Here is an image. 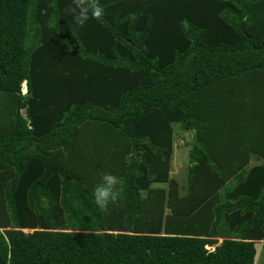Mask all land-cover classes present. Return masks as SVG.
<instances>
[{"label":"trees","instance_id":"1","mask_svg":"<svg viewBox=\"0 0 264 264\" xmlns=\"http://www.w3.org/2000/svg\"><path fill=\"white\" fill-rule=\"evenodd\" d=\"M99 2L104 15L78 26L75 0H0V99L12 103L0 121V264H254L264 95L249 109L258 139L239 137L232 154L219 144L225 129L252 126L226 91L264 79V0ZM185 135L190 193L174 211L184 230L160 234ZM99 138L114 155L86 170ZM104 172L121 196L101 209Z\"/></svg>","mask_w":264,"mask_h":264},{"label":"rangeland","instance_id":"2","mask_svg":"<svg viewBox=\"0 0 264 264\" xmlns=\"http://www.w3.org/2000/svg\"><path fill=\"white\" fill-rule=\"evenodd\" d=\"M260 16L262 17V16H264V14L260 15ZM262 90H264V79L255 80V81L245 80L244 82L242 81V82H238V83L236 82V83L232 84V88L227 89L226 98L231 99L230 101H232V103L234 100L241 102V100L243 99L245 101L244 106L246 107L247 110H241L240 115H243V117L248 116L249 117L248 121L252 125V126H250V128L248 130H246V128L243 130L239 129L241 127H237V129H236L235 126L231 127L230 130H229V128L225 129L226 130L225 133H227V134H224L222 136L219 146L227 147L225 149V151H228L229 152L228 154H232L234 152L237 153V148L241 149L242 151L245 149V146L242 145L245 143H243L242 141H241L242 143L235 142L236 139H239V137L242 138L243 141L246 140L247 137H248V139H251V140H254L257 138V135L259 134V130L261 127V124H259L258 120H257V118L259 116L256 115V113L259 111V109L255 110L254 113H252V115L250 114L249 109L251 110V106H252L251 101H253V100L258 101V99L260 97H263L264 92ZM249 93H252L253 96L249 95ZM10 104H12V103L9 101L3 102V100L0 99V121H3V118H2L3 117V109H4L3 106L4 107L7 106L5 109V110H7L9 108ZM235 111L238 112L237 109ZM5 113H6V111H5ZM6 118H7V116H6ZM179 137L180 138H178V143H181V145H178L175 147L174 154H173L172 168L170 170L171 178L173 180H175L177 183V191L178 192H175L176 198L175 197L172 198L169 195H167L168 197L165 198L164 202H163L164 208H163L162 212L161 213L158 212L157 213L158 215L156 214L157 217H160L159 219L161 221V228L162 229L160 231V234H164L167 230L168 231H183L184 230V228L181 224V220H182L184 215L175 214L174 211L176 210L175 206L179 207V204H178L179 199L186 197L190 193L187 190V184L188 183H187V179H186V172H187V168L189 166L188 151L190 148V145H187L188 144L187 142L190 143V141H189V137L187 135H185L184 137L183 136H179ZM253 142L256 143V140ZM258 143L261 144L260 141H258ZM93 146L94 147H92V146L86 147L85 152H87V157L82 162V166L86 170L88 167H91L92 162L94 164L97 163V158L101 161L100 163L102 165L106 164L107 160L111 161V156L114 155V152H115V146H113L112 144L108 145V146H103V143L100 141V138H99V140H97L96 145H93ZM229 148H231V149H229ZM247 148H249V147H247ZM218 154H222V151L218 152ZM227 162L231 163V162H229V159L227 160ZM259 163H260V161L251 160L249 165H254V164H259ZM216 201L220 202V199L219 198L214 199L215 203H216ZM156 216H154L153 220L156 219ZM110 217L113 220L114 224L122 222V220H123V218H121L120 216H114V217L110 216ZM30 231L31 230H24V232H30ZM214 240H217V242L215 244L206 247V249H208L209 251H213L214 248L222 242L223 238L215 237ZM255 249H256L257 254L255 256V263L254 264H263V262H264V240L256 241Z\"/></svg>","mask_w":264,"mask_h":264},{"label":"clouds","instance_id":"3","mask_svg":"<svg viewBox=\"0 0 264 264\" xmlns=\"http://www.w3.org/2000/svg\"><path fill=\"white\" fill-rule=\"evenodd\" d=\"M76 25L84 26L90 19H98L104 15V8L99 0H75V6L70 9ZM120 178L112 173L101 174L100 181L93 189L96 205L104 209L111 202L117 201L121 196V190L116 187Z\"/></svg>","mask_w":264,"mask_h":264},{"label":"crops","instance_id":"4","mask_svg":"<svg viewBox=\"0 0 264 264\" xmlns=\"http://www.w3.org/2000/svg\"><path fill=\"white\" fill-rule=\"evenodd\" d=\"M23 94V93H22ZM27 94V92L25 93V94H23V95H26ZM6 107L7 106H3V108H4V110H3V113H4V111H5V109H6ZM21 114H22V116L23 117H25L26 118V113H25V109L24 110H21ZM26 120H27V118H26ZM28 121V120H27ZM172 162H173V159H172ZM263 248V247H262ZM256 254H257V252H256Z\"/></svg>","mask_w":264,"mask_h":264},{"label":"water","instance_id":"5","mask_svg":"<svg viewBox=\"0 0 264 264\" xmlns=\"http://www.w3.org/2000/svg\"><path fill=\"white\" fill-rule=\"evenodd\" d=\"M27 92V86L25 83L22 85V93L25 94Z\"/></svg>","mask_w":264,"mask_h":264}]
</instances>
